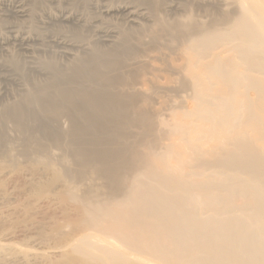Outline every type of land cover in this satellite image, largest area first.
I'll use <instances>...</instances> for the list:
<instances>
[{"label":"bare ground","instance_id":"6f19581e","mask_svg":"<svg viewBox=\"0 0 264 264\" xmlns=\"http://www.w3.org/2000/svg\"><path fill=\"white\" fill-rule=\"evenodd\" d=\"M69 1L67 64L1 114L0 264H264V0Z\"/></svg>","mask_w":264,"mask_h":264},{"label":"rangeland","instance_id":"374dc122","mask_svg":"<svg viewBox=\"0 0 264 264\" xmlns=\"http://www.w3.org/2000/svg\"><path fill=\"white\" fill-rule=\"evenodd\" d=\"M1 1L2 2L4 1V2L2 3ZM11 1H14V0H0V5H1L0 6V108H1L0 109V118L2 120L4 119L5 121L3 120V122H6V124H7V122L9 124H11V125L7 124L10 129H12V127H13L12 124L13 123L11 121H8L5 118H3L4 115H1L2 113L4 114V108L7 107L8 105H10L11 103H13L14 101H15V103H18V101H21V103H22V100L24 98H29V99L32 98L33 99V96L35 95L34 91L36 90V87L38 86L36 83L38 82V84H39V81L43 82L46 79L45 72H47V71H44L42 69L40 71H34L31 68V65L32 66L33 65L41 66V62H43L44 60L48 61L50 59V57L53 58V59H56V60L58 59V62L61 64V66L62 65L63 66L66 65L67 62H68V57L65 55L64 52H65V50L66 51L70 50V48H69L68 45H65V44L74 43V42H71V41H73V38L75 36L73 37L72 35H74V34H72V32H70V30H71L70 28L73 27V26H72L71 23H68V22H65V23H62V22H59V21H56V22L54 21L53 22L52 20L47 18V14L48 13L50 14L51 12L52 13H57L58 11L64 10V8H66V7H67L66 10H70L72 8H74V10H78V12L80 10L81 11L83 10L81 5L76 6V8H75L74 5L72 6L71 2L69 0L68 1L65 0L66 2L62 1V3H61L62 5L61 4L59 5L58 3L56 4L55 1H50V2L48 1V3H47L46 0H40V1L36 2L37 3V5H36V4L33 3L32 0L30 2H29V0H22V1H24L26 3L27 8L33 7V9H34V12H33L34 16H31V18L28 19V22H27V20L25 22V21L21 20L20 18L16 17V15L12 12V10H10L11 9L10 6L4 5L5 2H9L10 3ZM28 3L30 4L29 7H28V5H29ZM69 4H70V6H69ZM7 7H8V9H7ZM96 10H95V8L87 9L86 13L89 14V15H92V16L93 15L97 16V15H99V13ZM96 12L98 14H96ZM99 19L98 20L95 19L96 20L94 22L95 25L92 24L96 28L95 27H91V28H89L90 30L89 29L86 30V32L84 34V39H83L84 41L81 40V43L83 44V46H88L87 42H89V41L92 42L93 41L97 45H99V47L101 46V43H102L101 47H103V45H105V44L103 42V37H102L101 31H103L105 29H113L116 24L123 22V21L121 22L120 16L114 17V19H112V21L115 22V23H116V20H117L116 24L113 23V22H111V23L110 22H106L102 15H101V18L99 17ZM30 24L33 25V26H30ZM100 24H102V25H100ZM17 25H18V27L20 29L17 27ZM97 26H99V27L100 26H105V27H100V28H102V30H101V29H97L98 28ZM107 26H108V28H107ZM13 28H15L16 30H19V31L21 30L20 31V33H22L21 35H23V36H31L32 38L35 39V42L33 44L30 43L31 47L28 48V49L31 48L30 51L26 48V47H28V44L24 45V48L27 49L26 50V49L21 48L16 42H13V40L8 41L9 40L8 36H10L11 30ZM33 29H35V31ZM95 30H96V32H95ZM97 31H98V33H97ZM69 33H71V34H69ZM64 37L66 39L68 38V40H66ZM70 39H71V41H70ZM105 39L106 38H104V40ZM98 40L99 41L101 40V41L98 42ZM52 42H53V44H52ZM56 43H58V44H56ZM46 44H47V46H46ZM78 44L80 45V43H78ZM77 49H79V48L77 47ZM72 52L74 53V51H72ZM150 52H152V51H149L148 53H150ZM148 53L145 54V53L141 52L140 53V55H141L140 58L141 57L144 58L145 57L144 55H148ZM50 54H51V56H50ZM9 63L11 65L13 64L15 66V68L16 67L17 68L15 69L14 66L13 65L11 66ZM6 67L13 68V70L9 69V71H8V68L6 70ZM31 70L34 71V72H32ZM31 92H33V93H31ZM27 95H29V96H27ZM31 95H32V97H30ZM24 96H27V97H24ZM168 103H171V102H167L166 103L167 104V105H165L166 108H168L169 105H170ZM165 111H167V110H164V112ZM64 118H62V119L65 121ZM1 119H0V123H1L0 127L2 125H5V123H3ZM62 119H61V121H63ZM7 125H5V128H8ZM1 128H4V126H2ZM140 131L141 130H138V131H128V130H126V133H122V134H119V135H121L124 139L133 140V139H135V137L136 138H140L141 137ZM11 133H12V135H14V137L18 136L16 131L14 132L15 134L13 133V131H11ZM141 140H144V138L140 139L139 141H141ZM153 140H154V138H150V140H148V142L149 141H153Z\"/></svg>","mask_w":264,"mask_h":264}]
</instances>
